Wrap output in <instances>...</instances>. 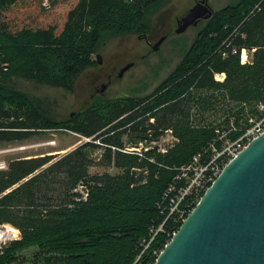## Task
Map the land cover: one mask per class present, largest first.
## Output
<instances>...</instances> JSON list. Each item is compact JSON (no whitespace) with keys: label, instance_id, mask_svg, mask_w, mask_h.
<instances>
[{"label":"trees","instance_id":"trees-1","mask_svg":"<svg viewBox=\"0 0 264 264\" xmlns=\"http://www.w3.org/2000/svg\"><path fill=\"white\" fill-rule=\"evenodd\" d=\"M33 1L0 0V144L49 130L91 141L51 163V155L8 161L0 193L16 186L0 200V223L18 228L21 238L5 248L0 264H153L180 226L167 219L143 250L151 230L165 220L158 205L179 167L217 135L234 140L251 127L252 117L264 114L258 109L264 106V0H236L213 10L150 93L96 97L64 119L53 117L46 99L17 91L10 78L72 91L79 75L97 65L103 37L146 38L147 15L162 0H76L60 26L32 23L29 12L22 16ZM41 5L48 9L50 1ZM252 48L251 62L240 64L241 49ZM215 73L225 74L223 82L214 80ZM209 109L221 113L208 122L197 115ZM168 130L176 141L164 152L122 151L126 133L147 141ZM97 148L103 149L101 165L113 164L120 173H89ZM56 176L63 177L59 205L47 197ZM31 248L27 262L22 251Z\"/></svg>","mask_w":264,"mask_h":264},{"label":"rangeland","instance_id":"rangeland-1","mask_svg":"<svg viewBox=\"0 0 264 264\" xmlns=\"http://www.w3.org/2000/svg\"><path fill=\"white\" fill-rule=\"evenodd\" d=\"M49 1L50 7L45 9L41 5V0H34L33 4L31 3L27 8H23L21 11L22 16L29 12L30 18L33 17L32 23L60 26L65 14L76 0ZM197 1L199 0H162L147 15L151 32L146 38L140 39L134 35H122L113 38L103 37L97 52L102 57V63L81 73L70 92L17 77L10 78V85L30 98L46 99L51 104L50 111L56 119H64L72 112L83 110L96 97L116 98L126 95H146L173 69L181 58L182 52L193 40L197 28L204 21L200 20L196 26L189 27L181 34L175 33L178 20ZM234 1L236 0H207L212 10H218ZM163 35L166 36L165 39L159 44L158 50L153 51L152 45ZM246 52L251 62L253 52L250 50H246ZM128 63H132V65L122 73L121 77H118L120 68ZM4 69L6 68L4 67ZM103 84L105 88L101 92L100 88ZM214 109L199 111L197 115L202 116L208 122L212 116H218L221 113L220 110L216 111ZM259 119L252 117L250 119V122H252L251 127ZM90 141V138L72 131L49 130L24 141L0 144V151H4L0 153V159L8 162L13 159L51 155L54 157L50 161L51 163L77 146ZM121 141L123 144L122 151L125 152H129V150L140 152L152 147L158 152H164L173 145L176 139L168 130L156 140H136L134 133H126L121 137ZM102 153V148L91 151L95 165L89 168V173H108L110 175L120 173L121 171L115 168L113 164L109 166L101 165ZM62 182L63 177L56 176L47 191V197L54 205L63 202ZM15 186L8 188L9 191ZM76 190L83 193L82 185L77 186ZM33 253V248L27 249L22 251L21 257L27 258V262H29Z\"/></svg>","mask_w":264,"mask_h":264},{"label":"water","instance_id":"water-1","mask_svg":"<svg viewBox=\"0 0 264 264\" xmlns=\"http://www.w3.org/2000/svg\"><path fill=\"white\" fill-rule=\"evenodd\" d=\"M212 13L207 0L197 1L178 20L175 33ZM165 37L152 45L153 51ZM95 60L100 65L101 55L96 53ZM153 264H264V128L223 167Z\"/></svg>","mask_w":264,"mask_h":264},{"label":"built area","instance_id":"built-area-1","mask_svg":"<svg viewBox=\"0 0 264 264\" xmlns=\"http://www.w3.org/2000/svg\"><path fill=\"white\" fill-rule=\"evenodd\" d=\"M255 48L250 49L254 52ZM250 59L246 49L240 51V64H249ZM214 80L223 82L224 73H215ZM258 109L264 111V106L259 105ZM264 128V114L255 124L245 130V132L234 140H230L223 132L213 139L206 148L194 154L190 161L179 167L173 181L169 183L158 207L166 214L165 220L155 229L151 230V236L147 241H143L146 249L158 231L163 230V224L167 219H171L172 227L180 225L187 214L198 203L205 190L212 184L220 174L223 167L232 160L251 140L258 137ZM217 142H221L217 147ZM23 149V148H20ZM136 149V148H131ZM134 150H129L132 152ZM4 152V151H3ZM2 150L0 153H3ZM153 161V159H150ZM8 169V162L0 159V172ZM9 192V189L0 193L1 198ZM176 231L170 233V238ZM21 232L18 228L0 223V255L3 254L7 246L20 240ZM160 253L157 252L156 257Z\"/></svg>","mask_w":264,"mask_h":264},{"label":"flooded vegetation","instance_id":"flooded-vegetation-1","mask_svg":"<svg viewBox=\"0 0 264 264\" xmlns=\"http://www.w3.org/2000/svg\"><path fill=\"white\" fill-rule=\"evenodd\" d=\"M207 20V19H206ZM205 21V20H204Z\"/></svg>","mask_w":264,"mask_h":264}]
</instances>
